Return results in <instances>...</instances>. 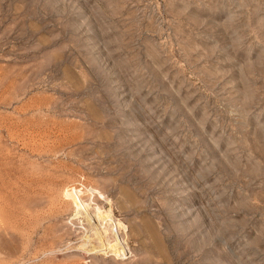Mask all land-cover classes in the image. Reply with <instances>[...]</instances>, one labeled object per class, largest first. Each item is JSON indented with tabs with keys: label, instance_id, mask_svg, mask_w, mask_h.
<instances>
[{
	"label": "rangeland",
	"instance_id": "374dc122",
	"mask_svg": "<svg viewBox=\"0 0 264 264\" xmlns=\"http://www.w3.org/2000/svg\"><path fill=\"white\" fill-rule=\"evenodd\" d=\"M0 264H264V0H0Z\"/></svg>",
	"mask_w": 264,
	"mask_h": 264
},
{
	"label": "bare ground",
	"instance_id": "6f19581e",
	"mask_svg": "<svg viewBox=\"0 0 264 264\" xmlns=\"http://www.w3.org/2000/svg\"><path fill=\"white\" fill-rule=\"evenodd\" d=\"M77 197V196H76ZM78 200V199H77ZM77 200H76V198L74 197L73 198V201H74V205L76 206V208L78 209V208H80V206H81V204H79L80 202H82V201H79V203L77 202ZM83 208H84V206H83ZM98 210V209H97ZM99 213V212H98ZM100 214V213H99ZM98 214V215H99ZM110 214V213H109ZM105 216H106V214H104ZM107 216H108V213H107ZM116 245H117V243L115 242V243H112V244H109V245H107V247H108V249L109 250H111L112 251V249H113V251L115 250L116 251Z\"/></svg>",
	"mask_w": 264,
	"mask_h": 264
}]
</instances>
